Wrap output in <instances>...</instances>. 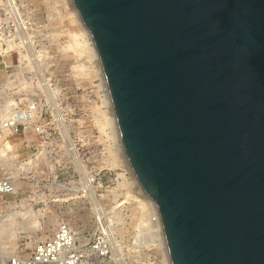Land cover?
<instances>
[{
  "label": "water",
  "instance_id": "water-1",
  "mask_svg": "<svg viewBox=\"0 0 264 264\" xmlns=\"http://www.w3.org/2000/svg\"><path fill=\"white\" fill-rule=\"evenodd\" d=\"M171 264H264V0H72Z\"/></svg>",
  "mask_w": 264,
  "mask_h": 264
},
{
  "label": "rangeland",
  "instance_id": "rangeland-1",
  "mask_svg": "<svg viewBox=\"0 0 264 264\" xmlns=\"http://www.w3.org/2000/svg\"><path fill=\"white\" fill-rule=\"evenodd\" d=\"M26 1L36 23L30 37L38 41L35 48L45 55V77L57 88L53 90L59 100V107L43 109L40 119H65V127H73L75 133H69L76 137L73 147L71 139L53 137L54 125L48 124L43 138L29 129L7 139L11 150L9 160H0V176L14 178L17 192L0 197V264H7L16 253H29L36 241L52 235L59 222L68 223L77 233V245L85 249L92 264H163L162 249L150 237L154 218L131 174L133 170L129 162L131 172L122 159L114 158L115 144L101 94L93 87L90 50L83 44L77 10L69 0ZM12 32L1 28L0 43ZM75 38L80 41L78 49L71 46ZM5 48L0 45V98L9 95L2 84H13L2 63H15V52L9 55ZM18 78L30 81L25 75ZM74 159L83 170L81 175L100 187L95 192L103 199L99 204L102 223L93 205L71 199V186L77 179L71 171ZM101 167L108 169L106 174L100 172ZM99 237L109 242L106 253L89 250Z\"/></svg>",
  "mask_w": 264,
  "mask_h": 264
},
{
  "label": "built area",
  "instance_id": "built-area-1",
  "mask_svg": "<svg viewBox=\"0 0 264 264\" xmlns=\"http://www.w3.org/2000/svg\"><path fill=\"white\" fill-rule=\"evenodd\" d=\"M30 14L31 9H29L26 0H0V29L14 31L9 34L10 37L2 39L0 45L6 47L4 51L9 55L15 52V63H2V68L6 70V76L13 79V84H2L3 89L9 91V95L0 98V143L29 129L43 138L47 134L44 126L48 124L54 125L51 128L53 137L69 138L73 143L76 136L70 135V133H75V129L72 127L67 130L65 119L56 118L49 122L40 119L42 110L58 108L59 100L58 93L53 90L57 88L53 86L50 78L45 77V55L41 50L35 48L38 46V41L30 37L29 31L36 26L35 20ZM11 45L15 48L10 49ZM89 57L95 81L93 87L101 94V103L106 108V102L104 103L103 99L105 94L109 95V92L100 59L98 54L94 57L91 52ZM18 75L21 77L25 75L30 81L28 83L21 81ZM109 129L112 134L113 127L110 126ZM111 141L114 144L116 142L117 145L119 143L123 149L120 132L119 139L117 138L115 141L111 136ZM72 145L74 147V143ZM68 149H70V145ZM72 165L71 171L77 174V179L71 186L73 191L71 199L94 205L89 187L95 197L97 194L95 191L100 187L93 184V179L87 180L81 175V170L75 159ZM107 170V168L101 167L100 172L106 174ZM16 192L15 179L9 176H0V197ZM96 198L99 200V204L103 201L100 197ZM99 238L89 250L106 253L109 249V242ZM7 264L91 263L85 249L77 245V233L68 223L60 222L50 237L36 241L27 254H14L8 259Z\"/></svg>",
  "mask_w": 264,
  "mask_h": 264
},
{
  "label": "bare ground",
  "instance_id": "bare-ground-1",
  "mask_svg": "<svg viewBox=\"0 0 264 264\" xmlns=\"http://www.w3.org/2000/svg\"><path fill=\"white\" fill-rule=\"evenodd\" d=\"M69 4H71L72 8L75 9L73 3H72V0H69ZM76 10V9H75ZM76 19L78 20V23H79V26L81 27L82 29V35H83V40L85 42H83V44L85 43L86 45L88 44V48L90 50V52L92 53V55L95 57L97 56V51H96V48H95V45H94V42H93V39L91 37V34L90 32L88 31V33L86 31H84V27H83V23H82V20L80 18V15H79V12L76 11ZM87 29V28H86ZM88 30V29H87ZM78 37V36H77ZM73 45L71 46H74L75 48L78 49L80 45V41L78 40V38L74 39L73 40ZM84 44V46H85ZM70 46V45H69ZM88 50V49H87ZM88 50V51H89ZM104 100V103L106 104V110L104 112V114L106 115V122H108L111 127H113V132H112V136L113 138L116 139L118 138L119 139V129H118V126H117V122H116V117H115V114H114V110L112 108V104H111V100H110V96L106 95L105 94V98L103 99ZM106 124V123H105ZM72 142V141H71ZM3 142L0 143V160H9V151L11 150V145L9 143L8 140L4 141V143L2 144ZM71 144V143H70ZM72 154H76V152H74V149H72ZM114 158H119L122 159V163H124V165H126L128 168H129V171L131 170L130 167L128 166L129 164L127 163L128 160L126 161V157H125V152L124 150L121 148V146L117 145V143L115 142V148H114ZM77 156V155H76ZM11 157V156H10ZM122 157V158H121ZM78 160V159H77ZM76 161V160H75ZM80 162V161H79ZM8 164V163H7ZM80 164V163H79ZM85 167V166H84ZM82 168H83V165H82ZM81 171H83L81 168H80ZM86 170V168H85ZM84 170V171H85ZM132 171V170H131ZM130 171V172H131ZM87 174V173H85ZM84 174V175H85ZM131 174H133L132 176L134 177V180H135V183L138 184L139 186V192L140 194H142L144 200H145V203L146 205L148 206V210L149 211V214L151 216H153L154 220L153 222L150 224V234H151V238L155 239V241H157V245L162 249V263L163 264H171L170 262V258H169V254H168V250H167V246H166V243H165V239H164V235H163V231H162V227H161V223H160V219H159V216H158V212H157V208H156V205H155V202L154 200L149 197L148 195H145L144 192H142L141 190V187L139 185V182L135 176V174L133 172H131ZM87 176V175H86ZM89 192L91 194V198H92V201L94 202V207L96 209V215H97V218L100 219V222H101V219H102V215H103V210L102 208L99 206V200L97 198H95L92 194H93V191L92 189L90 190V187H89ZM97 206V207H96ZM106 216V215H105ZM60 223V222H59ZM58 223V224H59ZM102 223V222H101ZM106 223V222H105ZM109 225V224H108ZM105 227V226H104ZM107 227V226H106ZM106 230V229H105ZM147 234V233H146ZM116 246V245H115ZM115 251L116 248H115ZM2 247H1V244H0V261L2 260ZM1 263V262H0ZM92 264V263H91Z\"/></svg>",
  "mask_w": 264,
  "mask_h": 264
},
{
  "label": "crops",
  "instance_id": "crops-1",
  "mask_svg": "<svg viewBox=\"0 0 264 264\" xmlns=\"http://www.w3.org/2000/svg\"><path fill=\"white\" fill-rule=\"evenodd\" d=\"M28 131H30V130H26V132H28ZM26 132L24 131L23 134H25Z\"/></svg>",
  "mask_w": 264,
  "mask_h": 264
}]
</instances>
